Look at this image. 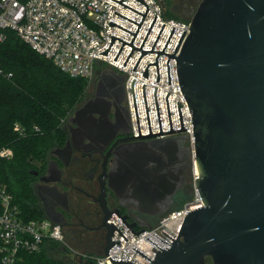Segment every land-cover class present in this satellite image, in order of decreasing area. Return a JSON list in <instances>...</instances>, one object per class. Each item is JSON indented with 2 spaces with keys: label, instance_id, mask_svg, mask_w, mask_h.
<instances>
[{
  "label": "water",
  "instance_id": "water-1",
  "mask_svg": "<svg viewBox=\"0 0 264 264\" xmlns=\"http://www.w3.org/2000/svg\"><path fill=\"white\" fill-rule=\"evenodd\" d=\"M112 1L143 17L141 25L126 18L140 26L136 35L110 23V26L134 35L131 44L112 38V46L118 40L133 48L125 66L135 50L142 52L136 68L145 54H159L156 64L148 66L157 68L159 83L158 60L161 55L167 56L171 87L170 62L171 59L177 61L181 89L193 116L195 142L193 151L180 145V138L168 139L165 141L168 146L156 148V153L145 149L146 146L144 149H122L116 156L117 169L112 173L113 177L111 175L108 188L119 200L126 197L140 213L155 217L171 210L173 199L194 160L199 173L195 189L204 204L185 218L176 241L163 232L174 241L173 244L166 242L169 248L162 249L147 239L161 249H153L157 253L153 261L136 248L133 250L150 264H206L207 260L212 264H264V0H202L190 20V34L179 57L175 54L186 32L173 55L165 52L176 28L164 52L154 51L165 25L152 50L143 51L158 19L156 17L141 49H138L133 45L150 9L144 0H138L147 8L143 16L124 5V0ZM109 51L102 55L107 56ZM148 68L143 75L146 79L149 78ZM134 82L132 93L140 131ZM145 88L151 136L142 137L140 131L137 138L185 132L180 103L183 131H174L168 94L166 100L172 132L163 133L159 89H156L161 134H152ZM96 135L99 139L106 136L103 131L96 132ZM129 139L136 138L119 141ZM111 152L106 156L104 172L100 176V200L83 192L101 202L100 207L106 212L100 228L88 229L105 228V247L101 255L108 256L112 264H133L113 260L109 255L116 244L121 245L112 241L115 231L129 242L108 221L116 215L136 236L151 226L136 232L137 222H130L128 216L108 209L104 178ZM44 212L47 219L60 225L50 212Z\"/></svg>",
  "mask_w": 264,
  "mask_h": 264
},
{
  "label": "built area",
  "instance_id": "built-area-1",
  "mask_svg": "<svg viewBox=\"0 0 264 264\" xmlns=\"http://www.w3.org/2000/svg\"><path fill=\"white\" fill-rule=\"evenodd\" d=\"M117 1L121 2L122 0ZM144 2L150 12L133 46L141 49L157 17L158 19L143 51L152 50L165 25L166 27L154 51L164 52L173 30L176 28L165 53L173 55L186 32L175 54L176 57H179L190 34V21L168 18L162 3L158 0H144ZM122 3L143 16L147 12L146 6L138 0H124ZM126 18L139 25L143 20L142 16L112 0H0V30L15 31L18 37L33 51L52 61L63 73L72 78L91 80L95 67L102 64L124 78L130 136L136 138L133 140L141 141L183 136L186 138L189 148L193 151L195 142L193 116L181 89L177 61L171 59L170 62L171 87L168 68L169 57L167 56L161 55L158 60L159 83H157V68L155 66L148 68L150 64H156L159 54H145L136 68L142 52L135 50L125 66L133 48L128 45L124 46V43L118 40H115L112 46V38L114 36L131 44L140 27ZM111 22L134 35L116 26H110ZM4 40L5 36L0 32V41ZM122 48L123 50L118 57ZM107 51H109L107 56L102 55ZM147 68L149 72L148 79L143 77ZM133 82L142 137L151 136L144 94L145 86L152 134H161L155 95L156 89H159L158 97L163 133L172 132L166 100L168 94H170L168 100L174 131H183L178 103L181 104L186 131L144 139L137 138L140 137V131L132 93ZM16 130H18V127H16ZM12 156L11 149L4 148L0 150V158L9 159ZM190 172L195 183L199 173L194 160ZM202 207H204V204L195 189L194 196L189 202L185 203L180 209L167 213L156 225L146 228L145 232L138 236L114 215L108 223L115 225L129 243L115 231L112 241L119 242L122 246L116 244L110 250L109 255L117 261L150 264L133 249L136 248L153 261L157 256L153 249L160 251V248H169L170 246L167 243L173 244L172 239L177 240L184 220L189 213ZM142 229H136V232L140 233ZM154 235L163 240L164 243ZM147 239H150L160 248ZM47 242L61 244L69 250L60 225L55 224L46 217L42 220L26 222L20 207L15 203L14 196L9 192L7 186L0 182V253L2 254V264H15L23 251L38 253ZM69 251L72 254L75 253L73 250ZM76 254L80 255V259L84 264H112L109 257L105 255Z\"/></svg>",
  "mask_w": 264,
  "mask_h": 264
},
{
  "label": "flooded vegetation",
  "instance_id": "flooded-vegetation-1",
  "mask_svg": "<svg viewBox=\"0 0 264 264\" xmlns=\"http://www.w3.org/2000/svg\"><path fill=\"white\" fill-rule=\"evenodd\" d=\"M172 1V11L187 18L193 14L201 0ZM84 109L86 111L81 115L80 112ZM61 128L65 139L51 149L45 167L41 171L33 172L32 187L38 206L43 212L45 210L50 212L59 222L66 241L80 246L84 244L98 253L103 252L105 228L90 229L102 226L106 212L100 207L101 202L90 196H95L98 200L101 198L100 176L104 172L106 156L114 147L107 160V174L104 178L107 184L108 209L112 213L118 211L121 215L128 216L130 222H137V230L152 225V222L158 223L170 211L155 217L142 214L133 203L126 200V197L119 200L108 188L111 175L113 177L112 173L117 169L118 157L116 156L122 149H144L146 146L145 149L156 153V148L168 146L165 141L172 138H180V145L187 148V142L183 136L119 141L131 137L122 76L109 69L93 78L75 110L63 120ZM101 131L105 132L106 136L99 139L96 137V132ZM107 138L110 139L107 140ZM188 174L189 171L178 193L180 190L188 191ZM206 264H212V262L207 260Z\"/></svg>",
  "mask_w": 264,
  "mask_h": 264
},
{
  "label": "trees",
  "instance_id": "trees-1",
  "mask_svg": "<svg viewBox=\"0 0 264 264\" xmlns=\"http://www.w3.org/2000/svg\"><path fill=\"white\" fill-rule=\"evenodd\" d=\"M166 16L185 21L173 14ZM0 32L5 36L0 41V150L8 148L13 152L9 159L0 158V182L14 196L26 222L42 220L45 214L34 196L33 172L45 167L51 149L65 139L62 122L81 101L88 83L87 79L63 73L25 44L15 31ZM52 252L61 258H52ZM73 255L79 260L68 259ZM80 261V255L61 244L47 242L38 253L21 252L15 264H81Z\"/></svg>",
  "mask_w": 264,
  "mask_h": 264
},
{
  "label": "rangeland",
  "instance_id": "rangeland-1",
  "mask_svg": "<svg viewBox=\"0 0 264 264\" xmlns=\"http://www.w3.org/2000/svg\"><path fill=\"white\" fill-rule=\"evenodd\" d=\"M159 2H162L163 4V7H164V9H165V13H168V14H173L174 16H176L178 19H181V20H185V21H190L191 19H192V17H193V15H194V13L196 12V10H197V8H198V6H199V4H200V2L202 1H200L199 2V4L196 6V8H195V10H194V12H193V14L190 16V17H183V16H180V15H178V14H175L173 11H172V0H158ZM172 1V2H171ZM177 20V19H176ZM105 70H109V68L107 67V66H105V65H102V64H98L96 67H95V70H94V74H93V77H92V79L93 78H95V77H97L98 76V74H103V71H105ZM91 79V80H92ZM91 80L89 79V80H87L86 82L88 83V87L90 86V84H91ZM88 89V88H87ZM83 98V97H82ZM78 105V104H77ZM75 108H76V106L73 108V110H72V112L75 110ZM187 142V141H186ZM187 144V147H189V145H188V142L186 143ZM187 180H188V183H189V189H188V191H185V190H180V192L178 193V195H177V197L175 198V203H174V205H173V207H172V209L168 212V213H170V212H172V211H175V210H178V209H180V207L182 206V205H184L185 203H187V202H189L192 198H193V196H194V192H195V183L193 182V178H192V175H191V172L189 171V174L187 175ZM167 215V214H166ZM165 216V215H164ZM163 216V217H164ZM162 217V218H163ZM161 218V219H162ZM160 219V220H161ZM150 222H152V220H149ZM152 225H150V226H154V225H156L155 224V222H152L151 223ZM66 245L68 246V248H69V250H73L75 253L74 254H76V253H80V254H93V255H100L101 253H98V252H96L95 250H93L92 248H90V247H88V246H86V245H76V244H73V243H71V242H68V241H66ZM50 256L52 257V258H54V259H60L61 257H59L58 255H57V253L56 252H52L51 254H50ZM68 259H71V260H79V258H75L74 257V255L73 256H71V257H68ZM81 262V261H80ZM77 263V262H76ZM83 262H81V264H82ZM78 264V263H77Z\"/></svg>",
  "mask_w": 264,
  "mask_h": 264
},
{
  "label": "bare ground",
  "instance_id": "bare-ground-1",
  "mask_svg": "<svg viewBox=\"0 0 264 264\" xmlns=\"http://www.w3.org/2000/svg\"><path fill=\"white\" fill-rule=\"evenodd\" d=\"M198 171V170H197Z\"/></svg>",
  "mask_w": 264,
  "mask_h": 264
}]
</instances>
